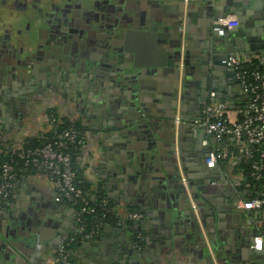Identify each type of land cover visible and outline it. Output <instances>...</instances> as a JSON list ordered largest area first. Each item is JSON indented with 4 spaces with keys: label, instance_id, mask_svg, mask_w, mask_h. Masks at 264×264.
<instances>
[{
    "label": "crops",
    "instance_id": "obj_1",
    "mask_svg": "<svg viewBox=\"0 0 264 264\" xmlns=\"http://www.w3.org/2000/svg\"><path fill=\"white\" fill-rule=\"evenodd\" d=\"M91 1L106 8L115 2ZM117 1L121 17L113 30L120 24L118 37L99 40L93 33L88 62L98 74H91L85 90L24 94L14 82L12 88L19 91L8 101L10 105L0 100V139L13 150H20L30 140H42L52 129L50 115L77 121L84 128L75 168L92 196L100 193L107 200L114 223L94 232L104 236L76 242L71 252L74 264H264V211L233 208L236 199L247 196L236 186L250 191L242 174L227 162L204 172L194 156L208 152L214 144L195 125L204 107L222 101L228 119L236 122L247 103V96L221 60L234 56L242 64L255 65L264 76V0H188L190 9L181 0ZM216 9L221 14L234 11L227 16L237 20L240 16V32L254 41L241 40L245 46L253 45L252 50L239 51L231 40L227 42L230 47L225 43L214 46V39L224 37L211 31L210 16ZM178 34L189 57L186 80L190 85L187 92L182 90V125L189 126L180 137L184 157L177 160L176 167L193 203L200 204L197 214L168 151L175 81L171 64ZM227 46L233 50L229 55L224 53ZM110 47L119 56V62L112 64L120 78L118 85L109 84L112 76L99 65L100 60L107 64L105 58L113 53ZM134 63L139 68H133ZM29 77L25 82L32 88L34 79ZM114 89L120 95L113 94ZM5 208L17 210L27 221V227L13 229L14 238L0 237L6 248L11 243L8 255L16 262L53 264L58 245L80 235V217L73 204L60 198L45 171H27ZM136 212L141 219L133 222L129 215ZM135 223L140 226L136 232L131 229ZM107 225L119 227L123 237L104 231ZM255 233L262 239L260 249L251 242ZM131 237L141 244L130 245ZM85 243L92 249L82 247ZM9 263L0 253V264Z\"/></svg>",
    "mask_w": 264,
    "mask_h": 264
},
{
    "label": "flooded vegetation",
    "instance_id": "obj_2",
    "mask_svg": "<svg viewBox=\"0 0 264 264\" xmlns=\"http://www.w3.org/2000/svg\"><path fill=\"white\" fill-rule=\"evenodd\" d=\"M111 15L109 8L92 4L91 0H0V100L5 99L7 104L13 96L16 97L19 89L24 94L43 95L56 90L67 93L80 88L85 90L91 74H98L91 70L88 62L94 36L88 28L97 25L105 32V27H113L114 22L107 20ZM106 33L111 34L109 29ZM118 33L112 37H118ZM109 49L115 51L114 48ZM80 53L84 55L80 56ZM10 57L17 58L16 68H20V72H10L12 66L7 63ZM73 60L77 66H73ZM104 61L107 64L100 60V69L111 75L112 64L118 63L119 57L113 52ZM21 62L22 65L19 64ZM34 65L36 70H33ZM22 70L34 79L32 88H28L27 76L22 74ZM109 81L115 83L116 80L111 77ZM14 82L19 89L16 86L12 88ZM3 85L6 87L4 90ZM16 99L19 100L18 97ZM0 208V237L14 238L12 230L19 226L27 227V221L21 213L15 214V210L5 208V203ZM22 237L29 238L28 235ZM6 250L0 245L3 258L9 264H18Z\"/></svg>",
    "mask_w": 264,
    "mask_h": 264
},
{
    "label": "built area",
    "instance_id": "obj_3",
    "mask_svg": "<svg viewBox=\"0 0 264 264\" xmlns=\"http://www.w3.org/2000/svg\"><path fill=\"white\" fill-rule=\"evenodd\" d=\"M187 5L188 0H183V6L186 7ZM236 26L237 19L226 15L212 21L211 31L215 36L223 37L227 31ZM220 63L233 73L234 79L247 96V103L241 119L236 122H231L228 119L227 108L222 101L211 102L204 107L200 117L195 121V125L205 139L214 141L213 145L220 144L222 140H232L239 146L237 152L215 150L212 147L207 152V158H205L204 162L209 168L222 162H227L235 168L240 163L253 158L252 149H256L260 153L259 158L264 161V76L258 71L244 70L242 62L231 55L223 58ZM184 68V52L181 50V57L177 67L179 86L173 118L175 131L182 124L180 98L183 89L180 86V82ZM54 122L55 120L51 119L52 126ZM55 133L56 131L53 132V134ZM59 139L62 141L53 140L52 142H46L42 147L26 150L18 156L23 160L25 166H33L36 170L45 171L50 176L53 187L63 200L80 205V213H93L94 209L88 206L84 193L75 184L76 173L72 167V158L63 151V141L81 147L82 139L77 140L72 129L64 131ZM174 152L177 156V149ZM251 169L250 178L253 182L264 180L262 162H255ZM178 172L188 194L191 208L197 214V207L193 203L191 196H189L188 187L183 175H181L179 166ZM21 177L20 170L18 171L8 162H0V205L4 204L5 200L16 190ZM244 186L249 189L248 184H244ZM102 203L106 204V201L103 200ZM233 208L237 211L245 212L253 210L264 211V185L251 199H236L233 203ZM129 219L137 222L141 219V216L136 212L130 214ZM93 233L84 237H91ZM261 244L262 239L255 237L254 248L260 249ZM70 257L71 252L61 243L55 250L52 262L53 264H71Z\"/></svg>",
    "mask_w": 264,
    "mask_h": 264
},
{
    "label": "trees",
    "instance_id": "obj_4",
    "mask_svg": "<svg viewBox=\"0 0 264 264\" xmlns=\"http://www.w3.org/2000/svg\"><path fill=\"white\" fill-rule=\"evenodd\" d=\"M244 70L247 71H258L255 65H242ZM261 73V72H260ZM52 119L55 120L53 123L51 131L44 137L42 140H30L29 142L23 144V147L20 150L11 149L5 142L0 139V162H8L13 165L18 171L20 170V176H23L27 171L36 170L33 166H25L23 160L19 158V154L26 150H31L34 148H40L46 142L54 141H62L59 139L61 134L69 129H72L75 133V137L77 140L82 139L84 128L77 121H70L66 118L59 119L54 115H50ZM56 131L55 134L53 132ZM64 144V152L68 153L72 158V167L76 173L75 184L78 188L82 190L84 196L88 201V206L94 209L93 213H80V205L76 203H72L75 211L80 217L79 225L82 234L76 236L72 240H65L62 242L64 247L70 252L75 248L76 242H78L84 236L95 232L97 228L103 224H113L114 220L112 218L111 207L109 206L107 200L102 196V194H95L93 197L91 192L89 191L88 186L80 176L79 171L75 168V160L76 156L80 150V147H77L75 144H70L69 142L63 141ZM213 149L215 150H229L233 152H237L239 150V146L232 140L223 141L220 144L213 145ZM264 149V147H263ZM262 149V150H263ZM251 153L253 154V158L247 161L240 163L234 169L236 172L242 174L244 182L243 184H248L249 189L252 191V195H247L244 199H251L254 197V194L261 189V186L264 185V180L253 182L250 178V173L252 171L251 167L255 162H262V166L264 167V161L259 158V152L256 149H252ZM10 197V196H9ZM9 197L7 199H9ZM5 200V202L7 201ZM105 200L106 204H103L102 201ZM71 264H74L73 258L70 257Z\"/></svg>",
    "mask_w": 264,
    "mask_h": 264
},
{
    "label": "water",
    "instance_id": "obj_5",
    "mask_svg": "<svg viewBox=\"0 0 264 264\" xmlns=\"http://www.w3.org/2000/svg\"><path fill=\"white\" fill-rule=\"evenodd\" d=\"M115 2H113L112 3V5H111V7L109 8V10L111 11V16L109 17V18H107V20H109V21H113L114 23H115V21L116 20H118V19H120V15H119V13H120V8H119V5L121 4L120 3V1H117V0H114ZM181 2H182V6H183V0H181ZM192 7V5H191V3H188V5L186 6V7H184V8H187V9H190ZM227 14H234V11H232V10H227V11H225V14H221L219 11H218V9H216L214 12H212V14H211V20L213 21V20H216V19H218V18H222V17H224V16H226ZM235 14H236V12H235ZM94 15V14H93ZM115 15V16H114ZM236 15H238V14H236ZM95 16V15H94ZM239 16V15H238ZM96 17V16H95ZM240 17V16H239ZM238 17V20H237V26L236 27H234V28H232L231 30H229V31H227L226 33H225V35H224V37L223 38H219V39H214L212 42H213V44H214V46H215V44H218L217 46H219L220 44H226V45H228L227 44V42H228V40H231V43H233V45L234 46H236V48H238V50L239 51H243L244 50V48H245V50L246 49H248V48H250V50H252L253 48H254V46L253 45H248V46H245L246 44H244L243 42H242V40H241V38L242 37H245V40H246V42H252V41H254L253 39L252 40H250L249 39V37L248 36H246V34L245 33H243V32H240V29H241V22H242V20L240 19ZM114 25V24H113ZM118 25V26H117ZM116 25V28H114V30H113V27H105L107 30L109 29L110 30V32H111V34L110 33H106V29H105V32L102 30V29H100V28H98V26L97 25H94V26H89L90 28H88V29H91L92 30V32L94 33V34H96V36L98 37V38H100L99 40H106V38H107V36H109V35H112V36H114L115 34L114 33H117L118 31V29H120L121 28V26H120V24H117ZM114 31V32H113ZM97 32V33H96ZM102 38V39H101ZM181 35L180 34H178V42H177V44L175 45V55H174V62L171 64V72L174 74V76H175V81H174V84H173V88H172V91H171V105H172V111H173V114H172V116H171V119L170 120H173V118H174V111H175V108H176V101H177V90H178V86H179V82H178V70H177V67H178V63H179V60H180V57H181V50L184 52V65H185V68H184V71L182 72V75H181V82H180V86L182 87V89H184L183 90V92H187V89H188V87H189V81H187L186 80V75L188 74V72H189V70H188V62H187V60H188V56L187 55H185V52L187 51L186 50V48H185V46H183V44L181 43ZM109 43V42H108ZM96 45H99L98 43H95ZM112 45H117L116 43H113L112 42ZM216 46V47H217ZM229 47H230V45H228ZM227 46V50L224 52V53H226V54H230V53H232L233 52V50H230V48ZM76 47H78L77 45H76ZM80 48H81V46H79ZM234 49V48H233ZM100 51V50H99ZM216 51H217V49H216ZM112 52H114V50H112ZM84 54L83 53H80V56H83ZM119 57V56H118ZM214 57H217V54L215 53V55H214ZM8 64H10L11 66H12V69H11V73L13 72H20L21 71V69L20 68H16V66H17V64H18V60H17V58L16 57H14V58H8V62H7ZM19 64H23V62H21V63H19ZM72 64H73V66H77V63H76V61H72ZM139 66L140 65H138V64H136V63H134L133 64V68H139ZM112 68V73H111V76L116 80L115 81V83H110L109 82V84H115V85H118L119 84V77H117V70L116 69H114V67H111ZM143 68V67H142ZM37 69V67H36V65H34V67H33V70H36ZM3 72V71H2ZM4 72H5V70H4ZM100 73H101V70L99 71ZM141 73H144V72H141ZM5 74V73H4ZM3 74V75H4ZM22 74L24 75H26L27 76V78L30 76L29 75V73H26L25 72V70H22ZM2 75V74H1ZM6 75V74H5ZM3 77V76H2ZM30 78V77H29ZM121 79H123V80H126V81H128V78H121ZM2 80H3V78H2ZM125 91H122V93L121 94H123ZM113 94H119L120 95V93H119V91L116 89H114L113 90ZM184 100V97L183 96H181V98H180V101H181V106H182V101ZM1 105V104H0ZM10 105V104H9ZM2 106V105H1ZM180 111H182V109H180ZM182 119V118H181ZM183 120V119H182ZM153 126H154V124H152ZM189 125H180L179 127H177V129H176V131H175V128H174V124H173V122H170L169 124H168V139H169V143H168V151H169V157H170V160H171V163H172V165L174 166V168L176 169V171H177V173H178V166L176 167V163H177V160L178 159H180V160H183V157H184V155H183V147H182V144H181V142H180V137H181V134L184 132V130L186 129V127H188ZM212 142H214V141H212ZM175 149H177V152H178V155L176 156L175 155ZM195 154V153H194ZM195 157H196V160H195V162H196V164L199 166V168L202 170V171H204V172H211L213 169H215V168H217V165L216 166H214V167H212V168H209V167H207V165L205 164V158H207V152L206 153H200L199 155H194ZM236 189L237 190H240V192H241V194H243V195H250V194H252V192L251 191H246V190H243L242 189V186H236ZM193 191V190H192ZM194 193V192H193ZM192 197L193 198H196V196H195V193L192 195ZM61 198V197H60ZM200 204H197L196 203V206H199ZM19 212L17 211V210H15V214H18ZM2 224L5 226V224H6V222L5 221H3L2 222ZM104 229V231H113L114 233H117L118 235H119V237L121 236V237H123V231L122 230H120V228L119 227H116V228H110L108 225L107 226H105V228H103ZM132 230H134L135 232L137 231V230H140V226H139V224L138 223H135L133 226H132V228H131ZM12 232H13V230H12ZM19 235H27L25 232H21V231H19V233H18ZM80 234H82V232H80ZM12 235H14L13 233H12ZM105 234L104 233H102L101 235H95V238L96 239H98L100 236H104ZM255 237H260L257 233H255L254 235H253V237H252V239H251V242L252 243H254V238ZM91 237H89V239H88V242H91ZM130 239V238H129ZM126 242V241H125ZM134 242H137L136 241V239L135 238H133V237H131V242H129L130 243V245H133V243ZM129 243H127V244H129ZM139 245L141 244L140 242H137ZM4 243H1V238H0V245H2V246H4L3 245ZM11 244V243H10ZM10 244H6V245H8V247L6 248L7 250L6 251H8L9 253H11V251H10V248H9V246H10ZM22 244V243H21ZM12 246H16L15 245V243H12ZM120 246V245H119ZM5 247V246H4ZM82 247H90V249H92V247H91V245H90V243H87V245H86V243L85 244H83L82 245ZM121 251H122V253H124L126 250L124 249V247H123V245L121 246ZM93 250H95V248H93ZM136 250H137V247L135 246V249H134V251H135V255H138V253L136 252ZM90 252H88V254H89ZM18 264H22L21 262H18Z\"/></svg>",
    "mask_w": 264,
    "mask_h": 264
}]
</instances>
